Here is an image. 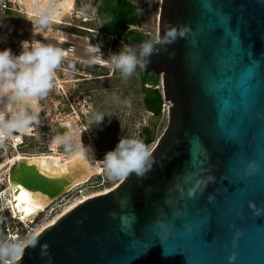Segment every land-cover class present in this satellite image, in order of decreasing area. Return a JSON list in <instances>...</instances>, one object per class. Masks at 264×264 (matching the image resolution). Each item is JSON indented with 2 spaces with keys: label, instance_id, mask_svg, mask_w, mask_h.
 <instances>
[{
  "label": "water",
  "instance_id": "water-1",
  "mask_svg": "<svg viewBox=\"0 0 264 264\" xmlns=\"http://www.w3.org/2000/svg\"><path fill=\"white\" fill-rule=\"evenodd\" d=\"M173 27L189 31L137 68L160 76L169 104L152 169L69 210L10 264H230L233 252L231 264H264V0H161L158 36ZM162 113L148 115L151 133ZM249 161L260 164L253 176L244 175ZM201 169L215 182L181 197L191 186L185 177ZM88 175L79 160L40 158L17 160L8 172L16 191L53 202L97 174ZM157 220L170 226L165 240Z\"/></svg>",
  "mask_w": 264,
  "mask_h": 264
},
{
  "label": "rangeland",
  "instance_id": "rangeland-1",
  "mask_svg": "<svg viewBox=\"0 0 264 264\" xmlns=\"http://www.w3.org/2000/svg\"><path fill=\"white\" fill-rule=\"evenodd\" d=\"M136 1L140 4L149 5L150 11L154 13L155 31L158 32L161 0ZM21 9L23 10L25 7H21ZM26 18L28 19L26 14L24 16L0 12V25H2L0 26V36L6 37V41L0 43V49L8 47L12 49L13 53L18 54L21 51L20 42L26 40L25 36L28 35V40H31L36 36L35 33L39 32L43 38L42 42H48V44L57 46L55 41L63 39L65 40L64 44L76 46L81 50L78 54H75V58L77 59L74 61L71 55L64 58L61 64L65 65H61V67H67L66 63L69 62V65L79 69L80 66H84V63L90 60L91 56L82 50L87 45L96 44L92 42V39H85L79 32V29H77L81 26L95 28L94 25H90L91 23L84 24V21H91L94 18L92 12L90 13L89 0H74L71 13L64 16L61 19V23H53L47 28L41 29L39 25H32V22ZM94 39L95 37L93 36ZM99 67H88L86 71H83L82 68L75 71L74 74L63 72L64 76L61 79L68 81L67 84L63 85L64 91L59 92L53 86L48 95L39 100L37 105L41 109L38 116L39 122L30 125V130L27 129L28 132L33 130L34 136L27 140L25 147L21 150V155H58L64 159L84 149L85 145H90L94 152L93 164L101 172L79 188L73 189L64 197L56 200L55 204L51 205L54 206L55 211L50 213V206L33 224H19L15 220H10V226H12L16 233L20 234V240L11 241L16 244L17 248L36 230L48 225L54 217L61 214L66 208L84 198L112 190L124 179L109 177L103 167L102 159L107 151L112 150L116 146L120 137L138 138L139 132L146 127L148 114L143 104L144 96L141 93V85L134 76L128 78L122 77L117 70L113 71L111 64H109V68ZM78 71L81 74L85 72L88 76L92 75V78L100 74H107L108 76L113 74L112 78L105 79L102 83H94L93 80L90 82L89 86L92 90L97 89L99 93H103L104 97L102 99L96 97L95 92L92 93L95 96L93 97L94 101L88 99V96L85 97L89 86H80L82 84L80 82L82 77ZM156 88H158L163 97L161 81ZM164 105L166 106H163L159 125L150 138L152 143L148 147L151 151L156 146L168 123L167 108L169 104L164 102ZM94 113L106 115L101 125L102 130L99 128V125L91 123V117ZM109 120L110 123L108 122ZM57 122L70 125L72 132L75 134L73 137L74 143L82 140L80 149L66 151L64 145L54 142V126L59 125ZM0 222L5 227L3 215L0 216ZM6 234L7 231L3 238L6 237ZM5 260L10 261L11 257H0V264H5Z\"/></svg>",
  "mask_w": 264,
  "mask_h": 264
},
{
  "label": "clouds",
  "instance_id": "clouds-1",
  "mask_svg": "<svg viewBox=\"0 0 264 264\" xmlns=\"http://www.w3.org/2000/svg\"><path fill=\"white\" fill-rule=\"evenodd\" d=\"M65 6L62 0H30L32 19H26L31 21L32 25H39L41 29L47 28L58 22ZM188 31L187 27H181L179 30L173 27L166 32L163 38L157 36L154 39L142 41L137 46L122 44L118 52L111 53L110 63L122 77H131L137 68L146 67L150 57L159 50V45L170 44L178 35L184 37ZM5 41L6 37L0 36V43ZM20 46L21 51L18 54L13 53L8 47L0 49V104L4 106V111L0 112V135L27 129L30 125L39 122L38 116L41 109L37 106L38 102L52 90L55 72L66 55L64 49L36 39L21 41ZM87 51L98 53L100 47L90 45ZM98 60H101V57L93 56L87 63L94 64ZM105 116L102 113H94L91 123L99 125L102 130L101 125ZM108 122L110 123V120ZM68 127V131L55 136L54 142L64 145L66 151L78 150L81 148L82 140L74 143L75 134L70 126ZM102 161L106 173L113 179H123L132 173H135L138 179L146 177L156 162L149 147L141 139L133 137H120L116 146L105 153ZM203 171L204 169H201L185 177L184 184H191V186L188 187L186 193L183 188L180 190L181 197L186 195L187 198H194L198 192L202 194L209 183L215 182L213 175L200 176ZM259 171L258 162L249 161L245 164L244 175L253 176ZM147 191H151V188ZM213 199V195L210 194L208 200L211 202ZM249 207L257 215L262 211L252 202H249ZM154 228L159 230L158 235L162 240H165L170 232L169 224L164 221L157 220ZM185 230L190 232L191 225L186 224ZM241 235V231L237 229L233 247H235L236 239ZM37 243L35 236L28 238L29 245L35 247ZM15 247L16 244L7 239L0 241V257L10 258ZM48 247L46 243L40 245L42 256L48 255ZM235 259V252L228 256L230 264ZM49 264H51L50 260Z\"/></svg>",
  "mask_w": 264,
  "mask_h": 264
},
{
  "label": "flooded vegetation",
  "instance_id": "flooded-vegetation-1",
  "mask_svg": "<svg viewBox=\"0 0 264 264\" xmlns=\"http://www.w3.org/2000/svg\"><path fill=\"white\" fill-rule=\"evenodd\" d=\"M89 9H90V13L92 12L94 18L91 19V21L88 20L84 21L85 22L84 24L91 23L90 25H94L95 28L81 26L78 27L77 29H79V32L81 33L82 36L85 37V39L87 40L92 39V42L96 44L95 46L100 47V52H98L99 54H97V56L101 57L102 61H105L106 58L111 55V53L116 52L117 45L119 44L121 45L128 44V45L137 46L142 41L148 39H154L155 37L158 36V32L155 31V27H154V16H153L154 13L153 11H150L149 5L147 4L146 5L144 3L140 4L136 0H89ZM93 36L95 37L94 40H93ZM25 37L26 40H28V35H26ZM55 43L57 45L56 47H60L64 50H66L65 47L66 45H68V44H64L65 42H61V39L55 41ZM89 46L90 45L84 47L85 50L83 49L82 51L88 54L89 56H91L90 53L86 52ZM79 51L81 50L78 47L73 46V51L72 53L69 54L72 56L73 61L77 59L75 58V54H78ZM91 58L92 56L90 57V59ZM61 65H65V64H61ZM61 65L56 70L55 79L53 81L54 87L59 92L64 91L63 85L68 83V81H63V79H61L62 76H64L63 72H67V73L69 72L74 74L75 71L82 68L83 71H86L88 67L89 68L99 67V66L103 68L106 67L103 66L102 63L88 64L87 62L84 63V66L82 67L80 66L79 69L69 65V62L66 63L67 67H61ZM106 68H109V64L107 65ZM114 70L115 69L113 68V71ZM138 70L139 71H135V73L132 76H134L139 83L144 79L150 80L152 76H158L151 74L145 70H140V69ZM78 73L82 77V79H80V82L82 83L80 86H85V87L89 86L92 80L94 81V83H102L103 80L112 78L113 75L112 74L108 76L107 74H100L92 78V75L88 76L86 75L85 72L84 74H81L78 71ZM158 77L160 78V76ZM86 92L87 95L85 97L88 96V99L92 101H94L93 97L95 96L99 97L100 99L104 97L102 92L99 93L97 89L92 90L90 86L86 90ZM93 92H95V96L92 94ZM147 114L148 115L153 114L154 116H157L154 112H147ZM57 124H64V123L57 122ZM142 131L139 132L138 139L139 137H141ZM151 136L152 133L149 131L148 138L150 139Z\"/></svg>",
  "mask_w": 264,
  "mask_h": 264
},
{
  "label": "bare ground",
  "instance_id": "bare-ground-1",
  "mask_svg": "<svg viewBox=\"0 0 264 264\" xmlns=\"http://www.w3.org/2000/svg\"><path fill=\"white\" fill-rule=\"evenodd\" d=\"M62 2L66 5L65 8L62 10V14L60 15L58 22L56 23H61V19L66 16L69 15L73 9V4H74V0H62ZM25 9V14L27 15L28 19H32L30 12H31V8H30V0H26L25 5H24ZM36 40L42 41V35L41 33L36 34L35 37H33ZM61 42H65V40L61 39ZM88 49V48H87ZM66 51V50H65ZM86 52H88L86 50ZM89 53V52H88ZM98 53H90V55L93 56H97ZM69 56V54L66 51V55L65 57ZM102 63L103 66L107 67V61H97L94 64H100ZM4 111V106L2 104H0V112ZM69 124H59L57 126H54L55 129V136L57 134H63L64 132L69 130ZM28 130H30V128H27ZM27 129H25L27 131ZM71 129V127H70ZM72 131V129H71ZM84 149L80 150L79 152H77L76 154H73L67 158H61L58 155L57 156H53V155H46V154H42V155H35V156H23L21 155V153H17L14 154L12 157L9 158V160L7 161L6 165L3 167V172H9L10 168L12 167L13 164H15V162L17 160H21V159H31V158H40V159H47V160H51V162L54 164V166H60L63 163H68L72 160H79L81 163L85 164V166L88 168L89 170V175L87 176V180L90 179L91 175H99L101 170L99 168H97L96 166H94V152L93 149L90 145H85L83 147ZM155 148V147H154ZM82 167H80L81 169ZM8 180H9V176H8ZM84 182H82L83 185ZM10 184V182L8 181V185ZM80 185V186H82ZM11 186V184H10ZM80 186L76 187L79 188ZM117 186V185H116ZM18 188V186H12V196L9 200H7V202L5 204H7L9 206V208H11L13 214L15 216H18V218L25 223V225L28 222H32L33 219L35 218L36 215H38L40 212H45L54 202L53 201H49V200H45L42 196H37V195H32L28 192H26L25 190H23L22 188L18 189V191H16ZM75 189V188H74ZM114 189V188H113ZM112 189V190H113ZM112 190H108L106 192H102L100 194H96L94 196L88 197V198H84L82 200H80L79 202L73 204L72 206L66 208L63 212H61V214L57 215L56 217H54L50 223L46 226H43L42 228L36 230L31 236H37L38 234H40L45 228L51 226L52 224H54L61 216H63L65 213H67L69 210H71L72 208L78 206L79 204H82L83 202L99 196V195H103V194H107ZM72 191V190H71ZM52 213V212H50ZM4 223V222H3ZM0 228H1V232H2V237L5 236V232H6V227H3L1 225L0 222ZM29 236V237H31ZM28 245V239L23 242L19 248L16 249V251L11 254V260L7 263L10 264L11 262L17 260L21 254L24 251V248Z\"/></svg>",
  "mask_w": 264,
  "mask_h": 264
},
{
  "label": "built area",
  "instance_id": "built-area-1",
  "mask_svg": "<svg viewBox=\"0 0 264 264\" xmlns=\"http://www.w3.org/2000/svg\"><path fill=\"white\" fill-rule=\"evenodd\" d=\"M25 2L26 0H0V12H9L25 16L24 9H21V7H24ZM65 49L67 53L70 54L73 51V45L68 44L66 45ZM110 56L105 60L108 62V64H111ZM23 130L24 129L13 131L10 134L0 135V216L3 215V222L7 231L6 237L3 238L0 228V241H3L5 239L9 241L20 240V234L16 233L13 230L12 226H10V220H15L19 224H23V222L18 218V216H15L11 208H9L7 204H5L7 200L11 198L13 190L12 186H10V184L8 185V173L3 172V167L6 165L9 158L14 154H17L19 152L22 154L21 150L25 147L27 140L34 136L33 130L29 132H23ZM53 204H55V201ZM49 210L51 212H54V206H51V209ZM43 213L45 212H40L35 216L32 222H28L27 224H33L34 221ZM15 251L16 249H14L11 254H13ZM8 262L9 260L4 261L5 264H7Z\"/></svg>",
  "mask_w": 264,
  "mask_h": 264
},
{
  "label": "trees",
  "instance_id": "trees-1",
  "mask_svg": "<svg viewBox=\"0 0 264 264\" xmlns=\"http://www.w3.org/2000/svg\"><path fill=\"white\" fill-rule=\"evenodd\" d=\"M136 71H139L138 69ZM145 74V73H143ZM160 78L158 76H152L150 80L144 79L140 82L141 93L144 96L143 104L147 112H154L159 115L164 106V100L161 92L156 89L159 86ZM149 130L144 128L142 131L141 139L147 146H149L152 141L148 138Z\"/></svg>",
  "mask_w": 264,
  "mask_h": 264
}]
</instances>
